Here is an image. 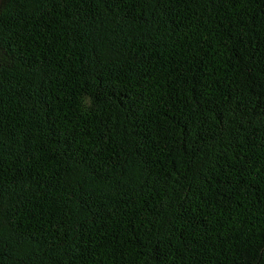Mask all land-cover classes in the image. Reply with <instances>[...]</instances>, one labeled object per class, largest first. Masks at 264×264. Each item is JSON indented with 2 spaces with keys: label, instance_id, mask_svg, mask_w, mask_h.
<instances>
[{
  "label": "trees",
  "instance_id": "trees-1",
  "mask_svg": "<svg viewBox=\"0 0 264 264\" xmlns=\"http://www.w3.org/2000/svg\"><path fill=\"white\" fill-rule=\"evenodd\" d=\"M0 264H264V0H0Z\"/></svg>",
  "mask_w": 264,
  "mask_h": 264
},
{
  "label": "clouds",
  "instance_id": "clouds-1",
  "mask_svg": "<svg viewBox=\"0 0 264 264\" xmlns=\"http://www.w3.org/2000/svg\"><path fill=\"white\" fill-rule=\"evenodd\" d=\"M82 106L85 110H87L88 108H91L93 105V99L91 96L88 95H84L82 96Z\"/></svg>",
  "mask_w": 264,
  "mask_h": 264
}]
</instances>
